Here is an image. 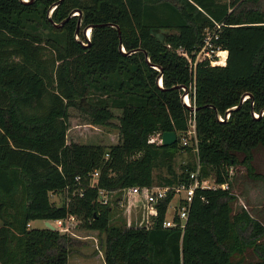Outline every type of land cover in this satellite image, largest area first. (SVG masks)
<instances>
[{
    "label": "trees",
    "instance_id": "16d2710c",
    "mask_svg": "<svg viewBox=\"0 0 264 264\" xmlns=\"http://www.w3.org/2000/svg\"><path fill=\"white\" fill-rule=\"evenodd\" d=\"M59 1L0 0V264H68L70 249L80 246L76 240L28 228L67 216L99 233L105 264H264V224L237 208L232 190L238 178L229 182L230 170L243 166L250 182L264 185L254 166L264 152L261 0ZM74 11L82 16L78 36L80 16L56 27ZM214 23L224 24L227 64H198L193 74L177 50L191 54ZM153 29L169 31L166 46ZM185 92L195 113L182 101ZM70 109L95 126L110 125L120 110L118 144H68ZM229 110L230 119L220 122ZM193 122L198 154L180 142ZM166 132L177 133L175 145L148 143ZM184 152L197 161L177 172L175 158ZM198 161L204 176L213 174L229 189L198 190L184 230L163 227L171 193L152 226H127L88 186L98 170L106 189L150 187L161 168L167 176L158 185H177L188 182ZM78 176L86 187L82 198L70 196L68 205L67 196L60 205L51 201L53 194L73 191Z\"/></svg>",
    "mask_w": 264,
    "mask_h": 264
},
{
    "label": "built area",
    "instance_id": "2783aa9c",
    "mask_svg": "<svg viewBox=\"0 0 264 264\" xmlns=\"http://www.w3.org/2000/svg\"><path fill=\"white\" fill-rule=\"evenodd\" d=\"M78 12L74 13L73 16H78ZM224 24L214 23V26L208 28L205 31L202 42L197 45L192 53H188L184 49L180 48L177 53L186 58L189 62V67L191 72L194 74L198 64L208 63L210 66H221L224 67L227 64L229 57V51L220 44V36L222 33V28ZM79 38V37H78ZM86 40L89 42L91 40V30L87 32L85 36ZM83 45L87 43L83 42ZM170 48V46H168ZM124 51V49H122ZM157 69V68H156ZM158 70V69H157ZM159 71V70H158ZM158 85L163 87L162 76L158 79ZM249 98L248 95L244 96L242 102H245ZM185 106L191 107L190 97L185 95L183 98ZM195 107V106H193ZM192 108V107H191ZM195 113V111H193ZM262 113L261 115H263ZM255 117H259V114L254 113ZM220 122H225L230 119V112H227L225 116L218 117ZM162 135L154 134L152 135L148 143L161 145ZM181 145L184 147L192 146L193 152L198 154V140L196 135V126L193 122L190 130L181 137ZM108 157V156H107ZM100 172L95 170L89 176L88 186L90 189H94L97 192L96 200L101 206L105 207H115L117 209H124L127 202L134 200L135 202L142 203V208L150 219L147 223L152 226L155 218L159 214V205L161 202L165 201L168 195L171 193L172 199L166 208L165 217L163 220L164 228H180L184 230L186 227L187 220L189 218V212L191 205L193 203L195 194L198 190H212L215 191L219 188L224 190L229 189V184L219 185L213 174L209 176H204L201 170V164L198 161L197 167L194 171L189 172L188 182L182 181L177 185H154L150 187L134 186L130 188H123L120 190H110L103 188L99 185ZM76 188L73 191L67 190L66 204L70 202L71 197L82 198L85 193L86 187L82 183V178L80 176L76 177ZM61 194H53L51 196H56ZM65 200V199H64ZM204 202L206 200L204 199ZM43 222V228L46 227V223L49 222L55 227V231L60 234L69 235L70 237L76 238L80 241H92L95 250L103 257V251L100 246L99 233L97 231L85 230L81 228V221L75 216H67L65 219L58 220H45ZM28 228H31V224H28ZM47 228V227H46ZM92 232L94 235L80 236L78 231Z\"/></svg>",
    "mask_w": 264,
    "mask_h": 264
},
{
    "label": "rangeland",
    "instance_id": "374dc122",
    "mask_svg": "<svg viewBox=\"0 0 264 264\" xmlns=\"http://www.w3.org/2000/svg\"><path fill=\"white\" fill-rule=\"evenodd\" d=\"M259 9L264 12V0H261ZM43 30V29H42ZM41 34L46 37H51L48 30H43ZM70 121L69 130L67 132V143L77 144H101L104 146L116 145L119 142V117L121 116L120 110H114L115 118L111 121L110 125L107 126H95L91 125L88 121V117L82 111L77 109H70ZM196 157L194 153H181L176 156L174 168L177 172L181 171V167L187 163H196ZM254 166L258 174H264V152H258ZM167 176L164 168L156 169L154 171V177L156 185L160 182L159 177ZM247 171L243 166H236L230 170V184L235 178H238V183L235 184L232 194L235 196V205L239 209L240 207L245 208L255 218L259 219L264 224V185L261 182L253 181L250 182L247 179ZM65 194L51 196V201L56 205L63 203ZM142 203L131 202L126 203L124 209H118L119 213L116 218L121 217L122 221L127 225H138L142 226L147 224L150 219L145 214ZM1 224V222H0ZM36 228H43V222L39 221L36 223ZM80 236L94 235L92 232L78 231ZM75 242L78 243V247L71 248V254L69 257L68 264H102L104 258L96 252L92 241H80L76 238L71 237ZM95 259V257H97Z\"/></svg>",
    "mask_w": 264,
    "mask_h": 264
},
{
    "label": "water",
    "instance_id": "95a60500",
    "mask_svg": "<svg viewBox=\"0 0 264 264\" xmlns=\"http://www.w3.org/2000/svg\"><path fill=\"white\" fill-rule=\"evenodd\" d=\"M25 2H27V0H24ZM63 0H60L59 1V3H57L56 5H58V4H60L61 2H62ZM56 5H54L53 7H51L50 8V13H49V18H50V20H51V14H52V10H53V8L56 6ZM77 11H74L72 14H71V16H69L61 25H56V27H61V26H63L64 24H65V22H67L73 15H74V13H76ZM79 14H78V16H80V18H79V21H78V26H77V30H76V34H77V36L79 35V33H80V30H81V23H82V16H81V13L80 12H78ZM52 22V21H51ZM110 26H114V25H110ZM115 28H117V30H118V33H119V35H121V31H120V29L117 27V26H114ZM92 29V27H87V28H85L84 30H83V34H84V36H86L87 35V32L89 31V30H91ZM151 35L159 42V43H161V44H163L164 46H166V40H167V38H168V36H169V31H166V30H163V29H153V30H151ZM77 39H78V41H80V39L77 37ZM140 51V50H139ZM145 53V56H146V59H147V61L149 62V58H148V54L146 53V52H144ZM158 69V68H157ZM160 72H161V70L160 69H158ZM162 76V72H161V74H160V76L158 77V79L160 78ZM179 88V87H178ZM184 91H186L185 89H184ZM188 94V92H185V94L182 96V101H183V103H184V100H183V98L185 97V95H187ZM249 98H250V96H249ZM185 104V103H184ZM238 107H235V108H233L232 110H234V109H237ZM192 111H197V108H195V107H192V109H191ZM232 110H229L228 112H231ZM262 113H264V111L262 112ZM178 142V136H177V133L176 132H166V133H164L163 135H162V142H161V146H163V147H169V146H173V145H175L176 143ZM46 227L48 228V229H50V230H52V231H55V227L51 224V223H49V222H47L46 223Z\"/></svg>",
    "mask_w": 264,
    "mask_h": 264
},
{
    "label": "crops",
    "instance_id": "0c3cea01",
    "mask_svg": "<svg viewBox=\"0 0 264 264\" xmlns=\"http://www.w3.org/2000/svg\"><path fill=\"white\" fill-rule=\"evenodd\" d=\"M37 222H39V221H35V222L31 223V227H36L35 225H36ZM0 225H1V224H0ZM97 253H98V252H97ZM98 254H99V253H98ZM99 255H100V254H99ZM100 257H101V258H104V256L102 257L101 255H100ZM96 258H98V256L95 257V259H96ZM102 264H105V262L102 263Z\"/></svg>",
    "mask_w": 264,
    "mask_h": 264
}]
</instances>
